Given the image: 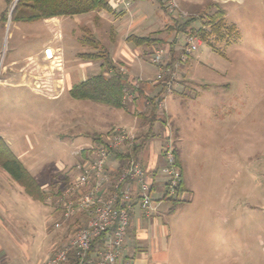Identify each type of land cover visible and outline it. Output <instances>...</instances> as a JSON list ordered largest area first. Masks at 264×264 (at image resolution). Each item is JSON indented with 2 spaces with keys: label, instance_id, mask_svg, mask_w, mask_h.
<instances>
[{
  "label": "rangeland",
  "instance_id": "obj_1",
  "mask_svg": "<svg viewBox=\"0 0 264 264\" xmlns=\"http://www.w3.org/2000/svg\"><path fill=\"white\" fill-rule=\"evenodd\" d=\"M160 1L165 20L149 35L163 37L164 43L148 45L142 54L152 65L154 51H164L161 67L169 90L164 93L167 98L163 105L173 122L167 115L161 116L158 102L157 113L168 128L173 146L181 150L178 166L189 189L186 192L190 191L189 199L192 193V200L180 204L170 220L176 233L183 237L182 243H192L201 251L197 254L199 264H264V0ZM139 2L151 4L150 0ZM212 3L226 11L223 28H232L223 38L210 34L204 39L193 31L171 29L190 16H202L205 20L215 11ZM14 4L0 0V79L18 76L20 71L27 76L48 73L49 62L37 65L33 62L35 55L6 64L42 52L46 45H55L47 42L51 34L42 21H11ZM76 16L64 19L62 46L54 47L62 58V69L54 71L56 77L64 75L67 63L81 61L78 54L108 49L107 25L89 17L75 22ZM191 26L195 31L201 23L196 21ZM204 30L208 32L209 28ZM56 33L61 34L60 30L53 35ZM187 34L196 35L200 41L187 61L191 68L188 63L177 64ZM90 37L98 42L96 49L81 41ZM172 41L175 59L169 51ZM121 65L118 64L124 68ZM150 69L148 74L153 83L157 70ZM150 86V89L158 87V91L161 82ZM149 91V97L156 94ZM139 97L145 108L139 112V124H149L143 115L148 114L150 103ZM95 106L90 101H75L66 91L57 99L48 98L33 92L31 82L0 84V136L11 141L10 148L15 154L24 152L23 160L29 163L30 166L26 165L35 176L36 172L45 171L55 174L56 181L77 161L74 152L79 142L72 143L71 135L75 131L93 130L96 116L103 117L102 107ZM103 108L110 107L103 105ZM106 118L110 125L129 128L133 123L122 108H113ZM176 126L178 134L173 135ZM140 127L137 137L141 144L144 133H140ZM21 192L12 196L16 200L11 202L18 232L7 227L9 238L0 239L6 257L0 253V262L40 264L61 246L70 230L53 228L57 216L51 217L48 199L33 201ZM0 198L4 199L1 195ZM160 201L168 207L172 204L170 200ZM188 233L197 237L189 239ZM215 247L223 252L214 260ZM226 248L232 253L228 258Z\"/></svg>",
  "mask_w": 264,
  "mask_h": 264
},
{
  "label": "crops",
  "instance_id": "obj_2",
  "mask_svg": "<svg viewBox=\"0 0 264 264\" xmlns=\"http://www.w3.org/2000/svg\"><path fill=\"white\" fill-rule=\"evenodd\" d=\"M111 8L114 13H109L105 10L93 11L85 14H78L73 21H78L82 19V17L92 18L95 22L101 25H107V31L110 33V41L108 42V46H106L108 55L114 64H122L126 70V75L130 80L140 78L142 82V88L145 93L149 92H158L156 89L158 87L152 86L150 89V85H154L151 82L153 78H150L149 72L150 68L153 67L150 62L143 57L144 51L147 50L148 45L135 46L132 42L127 41V37L129 35L136 36H148L150 32L154 31V29L159 26V24L165 20L163 19L162 5L160 0H150L149 5L141 4L140 0H126L123 2L122 0H108ZM159 4V5H158ZM155 5V6H152ZM125 7V8H123ZM73 16H63V17H51L47 19L40 20L45 26L48 28L50 38L48 39V43L55 44V46L61 45L63 41V21L66 17ZM60 30L61 34L59 36L53 35V32ZM97 39V37H96ZM109 39V38H108ZM83 43V42H82ZM49 45H46L47 47ZM62 46V45H61ZM150 46V45H149ZM51 47V46H50ZM52 47V48H54ZM143 53V54H142ZM81 54V53H80ZM37 65H41L44 62L43 57H41L42 52H36L33 54H29L19 60H11L6 64L16 63L17 61L22 62L28 57H35ZM79 56V54H78ZM80 58V57H79ZM23 59V60H22ZM39 59V60H38ZM42 59V62H41ZM16 61V62H15ZM39 61V62H37ZM185 62L182 64L183 66L187 64ZM188 66L190 67L189 63ZM187 66V67H188ZM191 68V67H190ZM155 70H157L155 68ZM101 71V60H87L82 59L81 61H71L67 63V70L63 75L62 81H60L63 86V90L61 92H52L45 93L44 90L36 88V83L40 81H44L49 83V85H57V81H53L50 78H47L46 75H36L29 74L27 76L26 73L19 72L18 76H9L4 77V79H0V84L2 85H25L28 82H31V90L35 93H39L47 96L51 99L59 98L63 92H67L72 84L83 81L88 78L90 75L96 74ZM157 72V71H156ZM149 73V74H148ZM45 74V73H44ZM190 80H194L192 76H188ZM14 80V82H13ZM151 82V83H149ZM165 92H163L161 96L162 106L160 110L161 116L165 117L167 115L171 122L173 120L170 118V114L165 111V107L163 103L165 102ZM174 96V95H173ZM140 98V97H139ZM135 99L134 101L126 103V107L123 108L124 115L130 116L132 119V124L128 128L125 125L119 124H109L106 118L107 114H110L114 107L108 106L110 108H103L101 103L93 102L90 100H75V101H90L91 103H96L95 107L101 106L103 109V117L99 118L96 116V120L92 123L93 130L91 131H75L72 136V143L74 140H78V149L75 150L76 160L79 161L85 155V152L88 148L96 144L94 138L96 136H103L108 132L111 127L119 126L123 128H128L134 135L137 136V132L140 127V133H144L143 142L141 147L139 148L136 159L139 160L143 166L150 174L152 180L155 182L153 186L152 195L158 194L157 196L153 195V209L150 213L145 214L139 206H135L133 211L131 212L130 224L127 231V243L125 248V256L128 264H199V256L197 254L201 252L196 248L192 243L190 245L188 243H182L179 232L176 233V230L172 224V220H170V216H172L176 211H170L171 206H165L160 200L162 186L161 183L163 181V177L160 175L158 171V167L162 162L161 158V146L165 141L166 135L169 132L166 124L163 120L159 119L155 121L152 125V129L150 133H147L149 130V124H139V112L145 110L143 102L139 99ZM73 99V98H72ZM93 105V104H92ZM94 107V106H92ZM119 109V108H117ZM136 110L138 112H136ZM167 113V114H166ZM137 114V115H136ZM95 119V118H94ZM138 120V122H137ZM158 124V126H156ZM73 127L76 125L75 123L71 124ZM144 125V126H142ZM168 125V124H167ZM71 126V127H72ZM106 126V127H105ZM161 126V128H160ZM177 127V126H176ZM75 128V127H74ZM127 129V130H128ZM176 134H178V127L176 128ZM3 138V137H2ZM8 146L10 147L11 141L9 139L3 138ZM141 139V141H142ZM177 148L178 156L181 155V150ZM11 149V148H10ZM12 150V149H11ZM14 153V152H13ZM15 154V153H14ZM17 158L21 161L24 167L28 170V172L33 176V178L37 181V183L45 190L50 191L51 185L55 182L53 173H46L45 171L36 172V176L31 172V169L27 167L26 164L29 163L26 160H23L24 152L20 154H15ZM178 157V163L179 161ZM76 161V162H77ZM122 163V159L110 158L107 161V166L109 169L115 174L118 171L117 166ZM180 164V163H179ZM33 166L31 165V168ZM34 168V167H33ZM33 171V169H32ZM59 181L66 182L70 177L68 174L63 172ZM58 181V180H57ZM182 184L185 191L189 190L184 184V177L182 174ZM16 183V184H14ZM18 185L20 188H18ZM24 190L23 188L15 181H13L10 176L3 169L0 168V195L4 197V199L0 198V239L7 238L9 234L7 227L13 228V231L18 232L16 226L14 224L17 222L14 218V209L12 208L11 202L16 200L14 197L20 195ZM52 192V191H51ZM188 191L187 193H189ZM25 193V192H24ZM12 194V195H11ZM26 194V193H25ZM27 195V194H26ZM51 195L49 193L48 197ZM190 195V194H189ZM14 196V197H12ZM28 196V195H27ZM29 197V196H28ZM32 199L31 197H29ZM160 199V200H159ZM33 201H36L32 199ZM192 200V193L189 202ZM158 201V202H157ZM39 202V201H37ZM51 217H55L58 215L53 212L52 207L50 211ZM77 222V218H74ZM14 234V233H13ZM189 235L190 234H186ZM197 235L193 234L189 239L196 238ZM217 237V234L214 233V238ZM9 238V237H8ZM188 244V245H187ZM214 260L218 259V256L222 254L223 251L221 249L214 248ZM226 256L231 255L230 249H225ZM0 253L2 257H6L4 255V251L1 247L0 242ZM47 254V253H46ZM45 254V255H46ZM4 262H0L2 264ZM5 264V263H4ZM214 264V263H213Z\"/></svg>",
  "mask_w": 264,
  "mask_h": 264
},
{
  "label": "built area",
  "instance_id": "obj_3",
  "mask_svg": "<svg viewBox=\"0 0 264 264\" xmlns=\"http://www.w3.org/2000/svg\"><path fill=\"white\" fill-rule=\"evenodd\" d=\"M199 43L196 35L187 34L177 64L187 62ZM164 56L162 49L155 50L151 56L152 65L157 69L153 83L165 80L161 67ZM42 57L49 62L50 67V70L47 69L49 72L43 75L58 84L52 87L40 81L36 83V88L49 94L61 92L63 74L56 77L54 73L62 69L59 49L44 47ZM119 70L125 73L123 67H119ZM142 82L140 78L134 79L132 89H125V104L137 99V88ZM168 86L166 91L169 90ZM158 103L161 108L162 101ZM139 144V138L126 128H111L100 137V142L86 150L73 167L65 170L70 176L66 182H54V194L47 198L53 212L58 215L53 228H66L71 233L68 232L61 246L40 264H128L125 248L131 212L137 205L148 214L154 202L152 193L155 182L143 164L132 156V150ZM116 153L125 154L126 157L122 158L114 174L107 166V161L117 158ZM161 158L158 167L163 177L160 198L189 200V194L179 189L181 170L175 160L170 133H167L161 146Z\"/></svg>",
  "mask_w": 264,
  "mask_h": 264
},
{
  "label": "trees",
  "instance_id": "obj_4",
  "mask_svg": "<svg viewBox=\"0 0 264 264\" xmlns=\"http://www.w3.org/2000/svg\"><path fill=\"white\" fill-rule=\"evenodd\" d=\"M5 1L7 5H11L14 2V0ZM212 6L215 8V11L208 14L205 20L202 18V16H190L181 25L172 26L171 29L184 33H192L191 31H193L196 34L199 33L204 39H206V37L210 34H215L217 38H223V34L226 31L227 33L230 32L232 28H229L230 30H226L222 26L223 19L226 14L225 9H223L217 3H212ZM98 10H105L109 13H114L108 0H17L11 12V21L31 23L51 17L73 16ZM2 19H6V16L3 15ZM196 21L201 23V27L194 31L191 24ZM205 27L209 28L208 32L204 30ZM164 40L165 39L163 37H152L150 35H129L127 37V41L132 42L135 46H141L144 44H163ZM81 41L84 44L92 46L94 49H96L98 46V42H96L95 39L91 37L83 38ZM169 48L172 59H175L176 57H174L173 52V41L170 42ZM79 57L87 60H101V71L90 75L83 81L72 84L68 90L70 97L75 100H90L114 108H125L126 104L124 102V91L125 89H132V82L134 79L130 80L126 73L121 72L119 70L118 64L113 63L107 51L104 49L94 52H84L79 54ZM168 65L172 66V63L169 62ZM160 82V89L152 97L147 96V93H145L142 85L137 88V98L142 96L145 98V101L147 100L150 103L148 114L143 115L149 121V130L147 133H150L153 122L161 119L160 115L157 113L156 102L162 99L160 95L166 91L167 84L165 83V80ZM173 135H176V130L173 131ZM94 140L96 142H100V136H96ZM142 142L143 140L141 141V144ZM141 144L135 146L132 150V156L135 159ZM174 155L178 165V153L176 147H174ZM115 156L119 159L126 157L125 154L121 153H116ZM0 168L7 172L13 181L17 182L29 197L36 201L45 202L49 193H51V195L54 194L55 184L53 183L51 185L50 191H45L28 172V170L24 167L21 161L10 149L7 142L1 136ZM182 182L181 173L179 189L185 190ZM167 200H170L172 203L170 207L171 212L183 202L189 201L180 200L178 198H169Z\"/></svg>",
  "mask_w": 264,
  "mask_h": 264
},
{
  "label": "water",
  "instance_id": "obj_5",
  "mask_svg": "<svg viewBox=\"0 0 264 264\" xmlns=\"http://www.w3.org/2000/svg\"><path fill=\"white\" fill-rule=\"evenodd\" d=\"M17 0H14V2H16ZM12 9H13V7H12ZM12 9H11V12H12ZM11 12H10V14H11Z\"/></svg>",
  "mask_w": 264,
  "mask_h": 264
}]
</instances>
